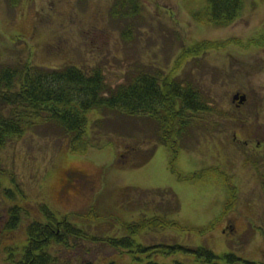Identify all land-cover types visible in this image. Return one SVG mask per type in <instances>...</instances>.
Masks as SVG:
<instances>
[{
    "label": "rangeland",
    "instance_id": "rangeland-1",
    "mask_svg": "<svg viewBox=\"0 0 264 264\" xmlns=\"http://www.w3.org/2000/svg\"><path fill=\"white\" fill-rule=\"evenodd\" d=\"M121 1L0 0V74L30 63L34 75L45 76L40 78L45 88L53 90L57 85L46 77L73 67L99 71L107 87L116 88L132 82L142 67L158 68L163 75L187 47L208 43L219 49L193 58L179 83H192L210 112L189 119L175 158L159 145V125L142 116L89 112L87 136L97 140L98 148L84 157L70 154L67 138L54 123L43 126L45 120L32 119L37 127L7 140L0 150V264H19L27 228L47 221L40 205L59 221L89 206L99 209L98 221H69L89 238L70 251L53 246L57 264H203L205 259L170 250L174 247L206 248L218 264H227L226 255L264 264V181L254 175L253 160L232 142L242 126L264 125V40L260 47L246 46L263 37L264 0H243L239 18L227 27L195 21L194 16H205L209 0ZM231 43L242 46L223 48ZM236 93L247 96L246 107L232 105ZM67 167L86 182L78 181L77 195L59 198ZM234 193V206L224 209ZM226 209L224 220L233 231L220 219ZM13 214L16 228L9 226ZM154 216L184 229L133 237L137 245L167 248L158 254L135 247L119 252L90 239L123 237L127 233L119 221L131 224ZM210 223H215L211 234L200 232Z\"/></svg>",
    "mask_w": 264,
    "mask_h": 264
},
{
    "label": "trees",
    "instance_id": "trees-1",
    "mask_svg": "<svg viewBox=\"0 0 264 264\" xmlns=\"http://www.w3.org/2000/svg\"><path fill=\"white\" fill-rule=\"evenodd\" d=\"M208 2L209 8L205 16L199 17L196 15V18L194 16L197 23L227 27L239 18L243 9V0H209ZM262 34L263 37L260 39L252 38L246 46L260 47L264 40V31H262ZM236 44L242 46L241 43ZM228 45L230 44L223 46V48ZM218 48L208 43L194 45L188 50L187 54L182 56L181 60L184 61V58L188 56H198L204 50ZM175 72L176 70H174ZM11 77L9 71L0 76V89L3 87L2 80L7 81V78ZM172 77L169 75L165 82L162 83L159 80L158 84L154 86L153 84L150 85L149 82L151 81L148 82L146 79L145 84L142 86L140 77H136L132 82L124 83L116 88H109L99 72L87 75L76 69H69L65 72L53 71L46 78L57 85L56 89H44L40 83V76L36 79L31 77L32 81H30L28 91H23V94L16 95L14 99L22 102V106L28 103L30 108L35 110L36 114H33L32 118H39L42 112H46L49 117L42 115L41 119L45 122L47 120L52 121L57 126L63 138H67L69 152L74 156L84 157L91 148H98L93 145L97 140L87 136V114L91 111H97L100 114L108 111L129 119L140 117L142 114L154 120L159 125L158 134L160 135L161 145L167 148L175 158L178 152V138L182 132L181 129H178V121L181 118L183 119L185 110L203 115L202 112L205 110L209 112L210 109L205 105L200 106V101L192 90L188 92V94L191 93L189 104H184L185 96L181 94L180 85L171 80ZM9 94L0 90V96L7 95L5 98L0 97L1 105L8 107L12 103ZM201 109L202 112H200ZM181 115L182 117H180ZM9 123V119L0 116V145L4 138L17 136L21 133L5 130L4 127ZM19 125H22V123H19ZM235 197V193L231 195L228 199L229 205L233 206L235 204ZM41 211L47 221L45 223L34 222L27 228V245L19 264H57L58 259L51 254V247L59 246V249L63 248L65 251H70L78 247V242L89 238L87 232L72 225L69 221L80 219L82 222H89L92 217L97 221L100 219L98 216L99 209L94 206L88 207L80 213L66 215L60 221L45 206L41 207ZM14 212L18 213L19 210L15 209ZM227 212L228 209L224 214L226 215ZM14 217L16 218V214L12 215L9 222L10 227L16 225L17 220H13ZM222 217L225 216L222 215ZM119 224L127 235L120 238L96 239L93 237L91 241L100 242L102 245L117 251H127L135 247L142 253L154 252L158 254L157 250L167 248L137 245L133 237L145 231H157L165 228L184 230L179 224L168 220L164 216L143 218L131 224L119 221ZM214 226L215 223H211L201 229L200 232H211ZM70 241L73 243L70 244ZM170 250H181L196 255L198 259H205L203 264H218L219 260L213 252L206 250V248L189 250L174 247ZM223 260L227 264H253L235 255H226Z\"/></svg>",
    "mask_w": 264,
    "mask_h": 264
},
{
    "label": "flooded vegetation",
    "instance_id": "flooded-vegetation-1",
    "mask_svg": "<svg viewBox=\"0 0 264 264\" xmlns=\"http://www.w3.org/2000/svg\"><path fill=\"white\" fill-rule=\"evenodd\" d=\"M192 60L191 56L185 57L184 61H177L176 65L173 63V68L177 67L179 70L176 71L175 74V79H172L173 81H178L181 78V75L186 72L188 64ZM19 69H13V68H5L4 71L0 74V76L4 75L5 72L9 70H18L17 72L12 71L10 72L11 78H7V81L4 79L2 80V88L0 89L4 93H10L9 97L11 98L10 100L12 103L7 106L1 105L0 101V116L2 118H7L9 119V124L6 125L4 128L7 131L14 132H26L30 128V123H31V116L32 113H35V110H32L30 106L25 105L22 106V102H19L14 99L16 95H21L23 94V91H28V88H30V81L31 76H32V68L31 64L27 63L26 65L23 66V64H19ZM172 68V69H173ZM19 72V70H21ZM171 69V70H172ZM168 71L167 73H163L165 75H172V72ZM140 80L142 83V86L145 84V79L149 82V84H158L159 75H160V70L158 68H151L149 66V69H145V67H142L140 70ZM167 80V77L161 78L162 83ZM184 82L186 81L185 79L183 80ZM190 81V79H189ZM148 84V85H149ZM190 84V83H189ZM189 86L187 84H181L180 85V91L183 96H185L184 104H189V99H190V94L189 92ZM145 88V87H144ZM144 91V89H143ZM2 97H7V95H1ZM247 98V96H246ZM248 103V98L246 99V102L244 104H238V103H232V105L236 109H242L246 107ZM201 106V104H200ZM202 112V109L200 110ZM186 114H190L191 110H185ZM18 118V120H17ZM19 123H22V125H19ZM6 138H4L5 140ZM3 140V141H4ZM232 142L234 143L235 146L238 148H241L244 154H248L249 158L253 160V166H254V175L259 179L264 181V125L262 126H256V125H247V126H242L241 129L238 131L233 132L232 136ZM68 174L71 175L70 178H68ZM78 181L80 182H86L85 176L80 175L77 173L75 170L71 168H66L61 175V179L59 181V187L61 190V193L59 194V198H63V196H72V195H77V188L78 186ZM231 227V226H230Z\"/></svg>",
    "mask_w": 264,
    "mask_h": 264
},
{
    "label": "water",
    "instance_id": "water-1",
    "mask_svg": "<svg viewBox=\"0 0 264 264\" xmlns=\"http://www.w3.org/2000/svg\"><path fill=\"white\" fill-rule=\"evenodd\" d=\"M246 101L245 97H240L239 95H236L233 98V102H239V104H243Z\"/></svg>",
    "mask_w": 264,
    "mask_h": 264
}]
</instances>
